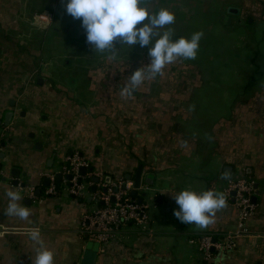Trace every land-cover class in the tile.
<instances>
[{
    "label": "crops",
    "instance_id": "0c3cea01",
    "mask_svg": "<svg viewBox=\"0 0 264 264\" xmlns=\"http://www.w3.org/2000/svg\"><path fill=\"white\" fill-rule=\"evenodd\" d=\"M214 1L225 14L231 6L238 15L226 14L211 26L197 21L204 33L198 54H245L250 64L229 70L180 60L179 68L166 66L122 97L120 88L142 67L140 59L126 70L104 66L108 53L92 51L80 20L66 13L65 0H0V129L7 128L0 160L7 164L0 172V264H31L37 248L27 235L32 227L40 229L55 264L80 263L88 240L79 226L89 200L44 196L47 174L71 151L90 162L82 175L101 172L129 190L142 168L141 190L133 198L142 199L150 232L125 229L121 241L98 249L94 264H264V0ZM172 2L144 0L150 12L167 8L177 17ZM46 12L49 25L30 35L31 18ZM25 30L29 35L20 34ZM147 175L150 186L143 183ZM237 176L253 182L256 198L245 221L239 222L227 198L205 229L174 216L176 191L224 193L227 179ZM23 180L34 188L33 197L18 188ZM10 188L22 194L32 213L28 220L3 213ZM202 235H230L234 246L204 262L196 249Z\"/></svg>",
    "mask_w": 264,
    "mask_h": 264
},
{
    "label": "clouds",
    "instance_id": "9594fccd",
    "mask_svg": "<svg viewBox=\"0 0 264 264\" xmlns=\"http://www.w3.org/2000/svg\"><path fill=\"white\" fill-rule=\"evenodd\" d=\"M65 11L73 19H79L85 31L86 42L92 51L108 53L109 59H117L119 50L134 45L148 47L150 62L134 70L120 88L122 97L134 93L147 79H155L166 66L180 60H194L198 55L203 31L189 36H177L171 29L176 21L175 13L167 8L150 12L144 0H65ZM119 43L117 49L114 44ZM224 178H227L226 176ZM7 206L3 213L9 217L28 220L30 209L23 203L22 194L10 188L6 191ZM178 209L173 214L181 222L205 229L214 223L216 213L226 205L222 192L205 189L195 191L183 188L175 192ZM28 239L37 245L31 264H55L54 253L44 247L38 227H32Z\"/></svg>",
    "mask_w": 264,
    "mask_h": 264
},
{
    "label": "built area",
    "instance_id": "2783aa9c",
    "mask_svg": "<svg viewBox=\"0 0 264 264\" xmlns=\"http://www.w3.org/2000/svg\"><path fill=\"white\" fill-rule=\"evenodd\" d=\"M6 135L7 128L0 129V153ZM89 168L90 162L78 151L63 155L46 176L49 182L44 196H57L61 188V191L80 200L82 204L89 200L86 205L89 209L81 216L79 233L86 240L98 243L100 251L108 243L121 241L125 229L136 234L149 233V216L144 206L131 197L127 184L124 181H115L101 172L80 174L81 169L87 171ZM56 175L60 176L59 182ZM94 177L98 179L96 183L92 181ZM18 188L33 197L34 188L27 180L20 181ZM253 193V182L244 176L229 178L226 181L223 194L225 198L233 200L238 209L239 222L245 221L254 212ZM232 238L230 235L223 238L210 235L198 237L197 242L195 241L196 249L201 254L202 261H208L214 252L232 249ZM189 242L193 243L192 240Z\"/></svg>",
    "mask_w": 264,
    "mask_h": 264
},
{
    "label": "rangeland",
    "instance_id": "374dc122",
    "mask_svg": "<svg viewBox=\"0 0 264 264\" xmlns=\"http://www.w3.org/2000/svg\"><path fill=\"white\" fill-rule=\"evenodd\" d=\"M176 3V12H177V17L175 21L174 26H178L176 28H172L173 31L177 36H186L190 35L194 31H202L203 28L201 26H197L200 24L202 21L206 22V24H209L210 26L213 25L214 22H218L220 17H230V16H236L233 14H229L228 10L229 9H236L234 7L228 6L226 9V15L224 9H219L218 8V2L214 0H173L172 4ZM17 5V4H16ZM15 6L12 5L13 9L11 10V17L15 14ZM200 7L203 9L200 10ZM204 11V12H203ZM184 20L190 21V25L188 27L185 26H180V22H183ZM198 21V24L195 25ZM49 15L48 12L42 13H36L32 18H31V30L29 31V34L37 37V33H41L39 27L41 28H46L49 25ZM182 27V28H181ZM47 30V29H46ZM206 30V28H205ZM23 36H27L28 31L25 30V32L20 33ZM28 34V35H29ZM117 49L120 47L119 44H114V46ZM148 47H140L139 44L132 46L127 50V47L124 46L122 47L119 52L117 53V59L112 60L108 59L107 62L104 64L105 65H110V67H119V68H125L128 69L130 66L134 64L135 59H140L141 60V66L147 65L148 61H150L149 56H148ZM139 54H135L133 52H138ZM250 55V54H249ZM248 55V56H249ZM259 55V54H258ZM105 56L108 58L109 54H105ZM245 54H198L196 59L194 60H183L188 62L187 64L190 65H199L205 63L208 66H219L222 67L223 69H233L234 67H246L248 64H250V61L248 59H244ZM249 62V63H248ZM253 62H256L254 66H256L257 70L260 69L261 65V59L256 58L253 60ZM252 62V63H253ZM143 63V64H142ZM42 63V66L44 67L45 70H47V67L44 66ZM89 66V65H88ZM173 67L175 66L176 68H179L180 65L178 64V61L168 65L167 67ZM262 66V65H261ZM264 66V65H263ZM225 71L226 74L222 77L223 82H229V74L228 71ZM243 72V70H241ZM173 79L175 78L174 76L172 77ZM55 167V166H54ZM60 192L58 193L57 196H51L53 198H61V197H66L68 196L65 191H61V188L59 190Z\"/></svg>",
    "mask_w": 264,
    "mask_h": 264
},
{
    "label": "water",
    "instance_id": "95a60500",
    "mask_svg": "<svg viewBox=\"0 0 264 264\" xmlns=\"http://www.w3.org/2000/svg\"><path fill=\"white\" fill-rule=\"evenodd\" d=\"M228 13L236 15L238 13V10L229 9ZM11 116H12V114L10 112H8L5 115L4 124L3 125L7 126L9 124ZM2 147H4V144H2ZM3 158H4V154L1 152L0 153V160H3ZM6 165L7 164L4 161L0 162V172L2 174L6 171ZM84 172H85V169H81L80 170V174H84ZM11 173H13V175H14L13 171ZM141 176H142V168L139 166L137 171H136V173H135L134 179H133L132 188H131V190L129 192L131 197H135L136 194L141 190V183H142L141 182ZM1 179L3 180V182H5L7 178H5V176H2ZM56 180L58 182L60 181V176L59 175H56ZM127 180L129 181L130 179L127 177ZM47 181H45V182L47 183ZM92 181L94 183H96L98 181V179L96 177H94V178H92ZM143 183H144V185L150 186L152 184V176L147 175L144 178V182ZM92 191H94V188H92ZM143 197H145V193L142 194V198ZM255 202H256V198L253 196L252 197V203L255 204ZM138 203L141 204L142 203V199H139ZM98 249H99L98 243L88 241L86 243V245H85L84 250H83L82 257H81V260H80L79 264H94L95 259H96L97 254H98Z\"/></svg>",
    "mask_w": 264,
    "mask_h": 264
}]
</instances>
